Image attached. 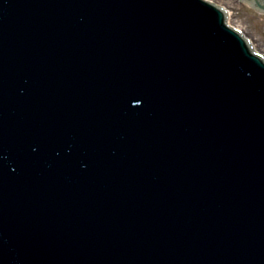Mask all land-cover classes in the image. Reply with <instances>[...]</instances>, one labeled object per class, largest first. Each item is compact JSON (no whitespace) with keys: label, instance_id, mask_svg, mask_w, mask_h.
<instances>
[{"label":"water","instance_id":"95a60500","mask_svg":"<svg viewBox=\"0 0 264 264\" xmlns=\"http://www.w3.org/2000/svg\"><path fill=\"white\" fill-rule=\"evenodd\" d=\"M227 21L0 0V264H264V56Z\"/></svg>","mask_w":264,"mask_h":264},{"label":"rangeland","instance_id":"374dc122","mask_svg":"<svg viewBox=\"0 0 264 264\" xmlns=\"http://www.w3.org/2000/svg\"><path fill=\"white\" fill-rule=\"evenodd\" d=\"M230 13L228 22L240 30L252 43L254 50L264 56V16L252 10L250 4L239 0H209Z\"/></svg>","mask_w":264,"mask_h":264},{"label":"bare ground","instance_id":"6f19581e","mask_svg":"<svg viewBox=\"0 0 264 264\" xmlns=\"http://www.w3.org/2000/svg\"><path fill=\"white\" fill-rule=\"evenodd\" d=\"M226 11V13H227V15H228V18L230 17V13L227 11V10H225ZM230 25V24H229ZM230 26H232V25H230ZM242 35L245 37V38H247L243 33H242ZM251 45H252V43H251ZM252 47H253V45H252ZM253 49H254V47H253ZM257 53V52H256ZM259 54V53H258Z\"/></svg>","mask_w":264,"mask_h":264}]
</instances>
